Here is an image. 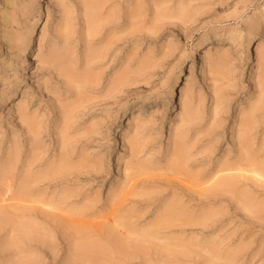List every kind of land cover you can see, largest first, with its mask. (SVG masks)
Masks as SVG:
<instances>
[{"label":"rangeland","instance_id":"374dc122","mask_svg":"<svg viewBox=\"0 0 264 264\" xmlns=\"http://www.w3.org/2000/svg\"><path fill=\"white\" fill-rule=\"evenodd\" d=\"M0 264H264V0H0Z\"/></svg>","mask_w":264,"mask_h":264},{"label":"bare ground","instance_id":"6f19581e","mask_svg":"<svg viewBox=\"0 0 264 264\" xmlns=\"http://www.w3.org/2000/svg\"><path fill=\"white\" fill-rule=\"evenodd\" d=\"M43 0H33L34 2V5H38L42 2ZM39 22V17H36L32 20V25H31V28L29 29L28 33L29 35L26 37V42L24 43L22 49L19 51V54H18V60L21 62V63H24V64H28V59H29V51L32 47V41H33V35H34V31H35V27L37 25V23ZM252 38H256L258 37L257 34H252L251 36ZM225 49L226 51H231V50H235V49H238L237 48V45H232V44H227L225 45ZM194 73L193 69L191 70V75ZM172 92V89H169L167 90L166 93H169V95L171 94ZM8 95H11L9 100L6 102V105H9L11 106L13 104V101H14V98L16 96V90H14V92H11V94H8ZM11 109H13V107H11ZM13 112V111H12Z\"/></svg>","mask_w":264,"mask_h":264}]
</instances>
